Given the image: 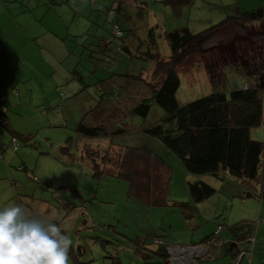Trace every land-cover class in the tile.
Masks as SVG:
<instances>
[{"label": "rangeland", "instance_id": "rangeland-1", "mask_svg": "<svg viewBox=\"0 0 264 264\" xmlns=\"http://www.w3.org/2000/svg\"><path fill=\"white\" fill-rule=\"evenodd\" d=\"M3 2L0 94L7 98L1 108L7 109L9 124L23 139H18V151L10 147L0 158V208L19 203L31 215H53L73 242L70 264H111V255L118 256L122 264H169L152 252L161 247L155 239L168 244L200 243L213 235L222 215H239L241 205L237 202L250 200L240 197L241 182L232 178L216 182L211 176H202L217 191L195 204L188 184L199 176L188 174L181 160L159 139L143 132L87 138L78 132V125L95 104L98 81L111 74L113 60L114 72L143 73L152 82L160 77L151 60L132 58L119 48L120 39L113 38L114 23L124 30L130 49L137 52L152 46L149 31L153 29L156 49L168 58L171 49L166 32L187 26L199 33L227 16L263 6L264 0H191L180 2L178 9L165 0ZM217 34L226 36L207 44L203 56L191 55L180 65L177 97L181 105L215 90L201 62L204 56L213 57V61L227 59L223 89L259 83L254 60L264 57V22L248 29L231 26ZM237 34L243 37L235 38ZM165 117V111L154 104L145 123L153 125ZM0 131L1 152L12 134L5 126H0ZM253 134L264 142V125ZM112 146H143L164 157L172 172L170 204L152 206L131 195L126 179L108 172L95 175L83 158L84 149L112 154ZM21 165L26 168L21 170ZM180 202L191 207L184 210ZM188 210L192 215L187 216ZM138 239L146 248V259L135 252ZM257 244L263 245L260 239ZM207 252L205 248L201 255ZM182 256L175 261L187 264ZM227 260L218 257L203 264H226Z\"/></svg>", "mask_w": 264, "mask_h": 264}, {"label": "trees", "instance_id": "trees-1", "mask_svg": "<svg viewBox=\"0 0 264 264\" xmlns=\"http://www.w3.org/2000/svg\"><path fill=\"white\" fill-rule=\"evenodd\" d=\"M165 1L178 9L180 2L191 0ZM111 18L114 20L115 16ZM262 22L264 5L242 11L236 16H227L199 33H193L187 26L168 31L165 33L171 49L168 58L161 56L156 49L153 29L149 31L152 46L137 52L136 49H130L124 30L114 23L113 38L120 39L119 48L132 58L151 60L155 64V72L160 74V77L152 82L143 73L136 75L114 72L116 64L113 60L114 66L109 68L111 74L98 81L99 90L97 89V95L94 96L95 104L81 117L78 132L87 138L143 132L159 139L181 160L188 174L199 176L196 181L188 184L190 196L195 204L204 202L217 191L213 185L201 178L202 176H211L216 182L232 178L243 185L241 198H257L264 201V142L259 141L253 134L257 128L264 125V57L258 56L254 60L259 83L245 82L240 88L226 90L222 87L226 84L227 59L221 61L218 57L217 61H213V57L204 56L201 62L211 76L215 90L184 105L179 103L177 97L181 86L179 70L182 62L194 54L203 56L207 44L215 38L222 39L226 36L217 34L220 31L231 26L248 29ZM235 36L243 37L239 34ZM111 42L112 40H109L108 44ZM241 74L244 75L242 70ZM80 76L84 79L82 74ZM82 83L84 84V80ZM6 98L4 94H0V126H5L11 132L12 139L9 145L3 146L0 158L4 156L3 151L10 147L18 151V139H23L9 124L7 109L1 108ZM154 104L165 111L166 117L161 122L146 125L145 121ZM138 118L142 122H136ZM26 138L27 141L30 139ZM112 147V154L107 152L102 155L89 147L84 149L83 158L89 161L95 175L108 172L126 179L130 183L131 195L152 206L170 204L168 192L172 172L164 157L143 146ZM19 168L23 170L26 167L21 165ZM255 183H259V186L256 187ZM178 204L184 210L191 207L185 202ZM187 212V216L192 215L190 210ZM246 226L247 223L240 222L233 227V231L243 230ZM223 229L222 224H217L213 235L205 237L200 243L179 241L168 244L161 239H155L154 242L161 247L151 251L169 264H173L169 252L171 246H202L207 249V254H210L211 243L218 239ZM136 244L135 252L145 259L148 258L146 248L139 239ZM238 256L249 258L250 252L241 250ZM111 257V264H122L121 260L117 259L118 256ZM208 258V255L200 257L199 264H203Z\"/></svg>", "mask_w": 264, "mask_h": 264}, {"label": "clouds", "instance_id": "clouds-1", "mask_svg": "<svg viewBox=\"0 0 264 264\" xmlns=\"http://www.w3.org/2000/svg\"><path fill=\"white\" fill-rule=\"evenodd\" d=\"M71 238L53 215H31L23 204L0 208V264H70Z\"/></svg>", "mask_w": 264, "mask_h": 264}, {"label": "crops", "instance_id": "crops-1", "mask_svg": "<svg viewBox=\"0 0 264 264\" xmlns=\"http://www.w3.org/2000/svg\"><path fill=\"white\" fill-rule=\"evenodd\" d=\"M0 3L3 5V0H0ZM249 199L237 202L241 205L237 217L228 214L219 219L218 224H222L224 229L219 233L218 239L211 243L209 258L205 260L224 257L228 259L226 264H264V201ZM240 222L247 223V226L243 230L233 231V227ZM259 239L263 245L257 244ZM241 250L249 251L250 257L239 258Z\"/></svg>", "mask_w": 264, "mask_h": 264}, {"label": "built area", "instance_id": "built-area-1", "mask_svg": "<svg viewBox=\"0 0 264 264\" xmlns=\"http://www.w3.org/2000/svg\"><path fill=\"white\" fill-rule=\"evenodd\" d=\"M203 251L205 252L204 247L195 245H176L169 248L171 255L170 259L173 262L178 260L180 258L179 256L183 255L182 257L185 258L184 260L187 262V264H199L198 260L202 256L201 254H203Z\"/></svg>", "mask_w": 264, "mask_h": 264}, {"label": "water", "instance_id": "water-1", "mask_svg": "<svg viewBox=\"0 0 264 264\" xmlns=\"http://www.w3.org/2000/svg\"><path fill=\"white\" fill-rule=\"evenodd\" d=\"M174 264H180L179 262H177V261H175V262H173Z\"/></svg>", "mask_w": 264, "mask_h": 264}]
</instances>
